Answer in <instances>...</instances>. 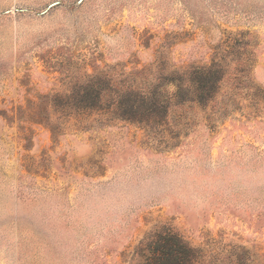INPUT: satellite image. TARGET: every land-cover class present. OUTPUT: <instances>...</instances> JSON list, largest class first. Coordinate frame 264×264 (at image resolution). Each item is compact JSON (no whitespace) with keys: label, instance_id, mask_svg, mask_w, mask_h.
Segmentation results:
<instances>
[{"label":"rangeland","instance_id":"374dc122","mask_svg":"<svg viewBox=\"0 0 264 264\" xmlns=\"http://www.w3.org/2000/svg\"><path fill=\"white\" fill-rule=\"evenodd\" d=\"M165 231L264 264V0H0V264H136Z\"/></svg>","mask_w":264,"mask_h":264},{"label":"trees","instance_id":"16d2710c","mask_svg":"<svg viewBox=\"0 0 264 264\" xmlns=\"http://www.w3.org/2000/svg\"><path fill=\"white\" fill-rule=\"evenodd\" d=\"M93 87L85 88L89 99L94 102L85 103L89 107H99L105 100L101 92H94ZM145 97L142 101L145 102ZM107 100V99H106ZM193 251L183 242V240L171 233L165 231L160 233L151 241L141 243L137 251L136 264H191L193 259Z\"/></svg>","mask_w":264,"mask_h":264},{"label":"clouds","instance_id":"9594fccd","mask_svg":"<svg viewBox=\"0 0 264 264\" xmlns=\"http://www.w3.org/2000/svg\"><path fill=\"white\" fill-rule=\"evenodd\" d=\"M234 177L235 174L233 173ZM232 178V177H229ZM171 177L164 174L157 175H140L131 178V183L134 189L144 195H151L157 191L164 190L170 182Z\"/></svg>","mask_w":264,"mask_h":264}]
</instances>
